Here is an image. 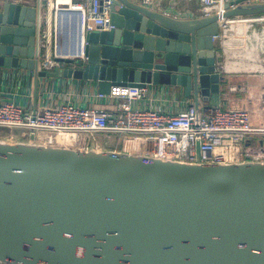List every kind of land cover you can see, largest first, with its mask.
<instances>
[{"label":"water","instance_id":"obj_1","mask_svg":"<svg viewBox=\"0 0 264 264\" xmlns=\"http://www.w3.org/2000/svg\"><path fill=\"white\" fill-rule=\"evenodd\" d=\"M201 16L114 0L110 28L85 34L83 58L41 68V4L0 2V67L111 86L219 94L223 20L264 1ZM197 124V122H196ZM0 264H264V159L201 164L110 146H60L0 134Z\"/></svg>","mask_w":264,"mask_h":264},{"label":"built area","instance_id":"obj_2","mask_svg":"<svg viewBox=\"0 0 264 264\" xmlns=\"http://www.w3.org/2000/svg\"><path fill=\"white\" fill-rule=\"evenodd\" d=\"M4 1V0H0ZM24 5H34L31 0H8ZM154 9H162L163 0H134ZM197 14L208 16L223 12L234 0H195ZM264 0H243L242 3ZM114 0H44L42 11L51 12V24L40 35V44L46 50L47 39L53 36L51 58L40 59L44 69L54 67L53 57L83 58L85 34L110 28V13ZM163 10V9H162ZM236 16L223 20L224 25L214 36L219 40L216 48V71L225 76L236 75L237 55L223 39L224 29L234 23L264 22V16ZM236 21V22H235ZM253 40L251 37L250 41ZM237 44V40H230ZM254 41V40H253ZM264 57H260V64ZM264 67V66H263ZM252 68V67H251ZM234 90L235 86L229 87ZM144 87L114 85L109 96L116 101L114 110L87 108L72 102H64L43 110L24 109L10 100L0 99V127L10 131L25 129L33 133L39 142L60 146L96 147L98 134H118L132 149H139L151 156L201 164H216L227 158L243 157L252 160L264 159V126L251 123L250 110L245 107L223 108L222 104H209L199 108L196 121L193 104L175 113L149 107L140 108L133 101L140 99ZM99 96H102L99 94ZM197 122V124H196ZM9 135V134H8ZM136 143V144H135ZM139 144H143L139 147Z\"/></svg>","mask_w":264,"mask_h":264},{"label":"crops","instance_id":"obj_3","mask_svg":"<svg viewBox=\"0 0 264 264\" xmlns=\"http://www.w3.org/2000/svg\"><path fill=\"white\" fill-rule=\"evenodd\" d=\"M31 1L36 2V0ZM161 8L168 13L179 12L188 16L197 14L195 0H163ZM42 14L41 33L51 24V12L47 9ZM243 38V34L238 33V39L242 41ZM52 40L53 36L47 39L46 50H42L40 54L43 60L51 58L49 44ZM47 70L52 71L54 67ZM230 86L236 88L231 90ZM144 88L143 96L133 101L134 106L175 113L193 104L192 97L183 96L182 91L176 87L149 84ZM220 88L219 94L210 102H200V108L209 104H222L223 108L245 107L250 110L251 123L255 126H264V74L242 68L236 75L225 76ZM99 94L101 93H98L96 86L90 81L62 76L35 78L32 70L0 67V99L10 100L24 109L41 111L45 107L72 102L87 108L114 110L116 101L109 96V93L101 94L102 96ZM4 132L6 135L17 136L20 139H28L30 134L29 131L26 136L14 131ZM96 137V148L104 149L110 146L115 150H132L129 145L131 143L124 142L121 135L98 134Z\"/></svg>","mask_w":264,"mask_h":264},{"label":"bare ground","instance_id":"obj_4","mask_svg":"<svg viewBox=\"0 0 264 264\" xmlns=\"http://www.w3.org/2000/svg\"><path fill=\"white\" fill-rule=\"evenodd\" d=\"M262 20H264V18ZM247 24L248 23H243V24L234 23L229 28L225 27L223 39H225L226 43H229V45H231L232 49L237 48L233 53L237 55L238 62H242L241 59L246 61V62L241 63L238 67L247 68L249 70H251V69L264 70L263 65L260 64V54H262L264 52L263 51L264 48H258V49H254V50H249L238 39V31H239V29L247 27ZM253 24L256 27H258V29L256 31L264 32V22H258L257 23L256 21H254ZM231 39L237 40V44H233L230 41Z\"/></svg>","mask_w":264,"mask_h":264},{"label":"rangeland","instance_id":"obj_5","mask_svg":"<svg viewBox=\"0 0 264 264\" xmlns=\"http://www.w3.org/2000/svg\"><path fill=\"white\" fill-rule=\"evenodd\" d=\"M259 15H260L259 17L264 16V14H259ZM257 29H258V27H256V26H253V27H250V28L244 27V28H240L239 31H238V33L239 34H243V36H244V33H245V35H247L248 33L249 34H254V35L261 34L259 31H256ZM254 35L253 36H247V37L249 39H251V37H253V40H256V38H255ZM253 43H254V41H253ZM216 46L220 50L219 40L216 41ZM258 48H264V46H261V47H258ZM260 57H264V52L262 54H260ZM262 65L264 66V63ZM251 70H255L257 74H261V75L264 74V70H261V69L260 70H258V69H251ZM260 77H262V76H260ZM4 131L8 132V130L5 129L4 127H0V134L1 135H5V132ZM14 132H18L20 135H23V136H26L28 134L27 130H25V129H19V128L15 129ZM142 146H143V144H139V147H142Z\"/></svg>","mask_w":264,"mask_h":264},{"label":"trees","instance_id":"obj_6","mask_svg":"<svg viewBox=\"0 0 264 264\" xmlns=\"http://www.w3.org/2000/svg\"><path fill=\"white\" fill-rule=\"evenodd\" d=\"M260 33L261 34L259 35H254V34H249V33L245 35L244 33V38L242 40L243 45L249 50L258 49L256 47L264 46V34H262L263 32H260ZM253 35L256 38V40H254V43L252 40L250 41V39L247 37V36H253Z\"/></svg>","mask_w":264,"mask_h":264}]
</instances>
